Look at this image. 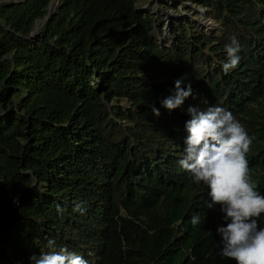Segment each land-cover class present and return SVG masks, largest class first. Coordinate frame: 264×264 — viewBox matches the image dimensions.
<instances>
[{
    "label": "trees",
    "instance_id": "1",
    "mask_svg": "<svg viewBox=\"0 0 264 264\" xmlns=\"http://www.w3.org/2000/svg\"><path fill=\"white\" fill-rule=\"evenodd\" d=\"M51 1L0 0V264H32L49 239L88 264H236L207 185L179 160L188 107L222 106L253 138L264 195V0H181L217 24L212 37L189 16L167 34L141 8L151 0ZM233 37L240 61L225 73ZM180 78L193 95L169 111Z\"/></svg>",
    "mask_w": 264,
    "mask_h": 264
},
{
    "label": "clouds",
    "instance_id": "2",
    "mask_svg": "<svg viewBox=\"0 0 264 264\" xmlns=\"http://www.w3.org/2000/svg\"><path fill=\"white\" fill-rule=\"evenodd\" d=\"M240 50L235 37L225 45L227 60L222 64L225 73L238 66ZM174 85L171 94L161 100L162 107L169 111L180 108L193 95L191 84H185L184 78L177 79ZM151 110L159 117L155 105ZM187 113L188 135L179 165L191 174L195 183L207 185L210 197L207 208L218 207L222 214L223 224L216 229L221 238L220 255L236 264H264V226L259 223L264 213V195L250 180L246 159L253 138L232 112L222 106L211 105L205 111L189 106ZM57 210L61 211L59 206ZM74 211L83 214L85 209L77 204ZM191 223L194 227L199 225L200 216L194 215ZM47 247L50 251L30 257L32 264H88L67 247L57 250L55 240L49 239Z\"/></svg>",
    "mask_w": 264,
    "mask_h": 264
},
{
    "label": "rangeland",
    "instance_id": "3",
    "mask_svg": "<svg viewBox=\"0 0 264 264\" xmlns=\"http://www.w3.org/2000/svg\"><path fill=\"white\" fill-rule=\"evenodd\" d=\"M8 1V0H7ZM12 1V0H9ZM173 2V3H172ZM169 6L164 7L161 3H163L160 0H151L150 2H143L142 3V9H146L147 11L155 14L158 19H161V21L164 22L165 28L164 31L168 34L170 33V26H172V23L178 22L182 19L184 16L192 17L195 24L198 26V28L207 34L209 37H212L214 34H216V30H218V26L216 23H214L209 18H200L198 16H201L202 10L200 7H197L194 3L186 2L187 5L191 11L196 12L197 16L195 14H190L185 9H182V6L184 4V1L181 0H172ZM153 3V4H152ZM58 2L57 0H54L53 4L50 6V12L57 6ZM166 4V3H165ZM176 10L178 12H176ZM194 15V16H193Z\"/></svg>",
    "mask_w": 264,
    "mask_h": 264
},
{
    "label": "water",
    "instance_id": "4",
    "mask_svg": "<svg viewBox=\"0 0 264 264\" xmlns=\"http://www.w3.org/2000/svg\"><path fill=\"white\" fill-rule=\"evenodd\" d=\"M54 0H52L50 2V5H49V12H50V6L53 4ZM57 2L59 3V0H57ZM48 16H49V13L47 14V16L43 19V23L48 19ZM40 33H41V30H40V20H37L35 22V27L33 29V31L26 37L27 39H30L32 41H37V39L39 38L40 36Z\"/></svg>",
    "mask_w": 264,
    "mask_h": 264
}]
</instances>
